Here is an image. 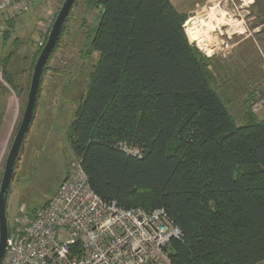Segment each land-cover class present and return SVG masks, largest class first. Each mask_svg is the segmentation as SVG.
I'll list each match as a JSON object with an SVG mask.
<instances>
[{
  "label": "trees",
  "instance_id": "1",
  "mask_svg": "<svg viewBox=\"0 0 264 264\" xmlns=\"http://www.w3.org/2000/svg\"><path fill=\"white\" fill-rule=\"evenodd\" d=\"M85 3L98 10V59L66 139L91 188L127 208H164L182 233L172 264L264 263V119L250 105L235 124L211 58L169 0ZM4 99L0 85V117Z\"/></svg>",
  "mask_w": 264,
  "mask_h": 264
},
{
  "label": "rangeland",
  "instance_id": "2",
  "mask_svg": "<svg viewBox=\"0 0 264 264\" xmlns=\"http://www.w3.org/2000/svg\"><path fill=\"white\" fill-rule=\"evenodd\" d=\"M62 2L37 0L30 7V13L20 17L25 26L5 40H2L5 34H0V85L5 89L0 117V181L7 152L24 111L38 50L40 25L33 29L28 25L29 17L40 4L48 9L44 19L55 17ZM171 2L179 13L187 15L186 25L191 28L192 38L203 48L199 51L211 58L216 92L224 100L235 124H243L245 108L250 105L251 111L264 119V0ZM68 17L66 32L42 76L34 118L10 184L9 227L19 217L37 215L54 196L69 165L76 160L66 132L98 59V54L90 49L98 10L87 7L85 0H77ZM193 19L199 27L198 34L191 26ZM4 61L17 85L14 89L3 79Z\"/></svg>",
  "mask_w": 264,
  "mask_h": 264
},
{
  "label": "built area",
  "instance_id": "3",
  "mask_svg": "<svg viewBox=\"0 0 264 264\" xmlns=\"http://www.w3.org/2000/svg\"><path fill=\"white\" fill-rule=\"evenodd\" d=\"M36 1L0 0V23L20 18ZM54 18L39 23L38 48ZM181 239L164 208H127L103 200L76 159L35 217L14 220L0 264H172L170 244Z\"/></svg>",
  "mask_w": 264,
  "mask_h": 264
},
{
  "label": "water",
  "instance_id": "4",
  "mask_svg": "<svg viewBox=\"0 0 264 264\" xmlns=\"http://www.w3.org/2000/svg\"><path fill=\"white\" fill-rule=\"evenodd\" d=\"M74 2L75 0H63L54 18L46 42L33 66L24 111L5 158L0 181V263L5 256L9 236L7 202L10 192V184L14 176L16 163L18 161L25 136L34 114L43 69L59 41L65 21L72 9V6L74 5Z\"/></svg>",
  "mask_w": 264,
  "mask_h": 264
},
{
  "label": "crops",
  "instance_id": "5",
  "mask_svg": "<svg viewBox=\"0 0 264 264\" xmlns=\"http://www.w3.org/2000/svg\"><path fill=\"white\" fill-rule=\"evenodd\" d=\"M170 3L174 6V8L176 9V5L173 4V2H171L172 0H169ZM191 1V0H189ZM30 13V12H29ZM183 14H185L184 12H181ZM48 14V9H46L42 4L37 5L33 8V11L30 15V22H28L29 26H33V29L37 28V25H39L40 21H42L44 19V16ZM24 16V15H23ZM28 18V17H26ZM23 19V18H22ZM21 18L15 19V20H9V21H4L2 23H0V27H1V32L5 34L4 37H2V40H5L9 37H11V35L18 30L19 28H21L22 26H25V24L21 21ZM34 22V24H33ZM0 32V34H1ZM2 36V34H1Z\"/></svg>",
  "mask_w": 264,
  "mask_h": 264
}]
</instances>
